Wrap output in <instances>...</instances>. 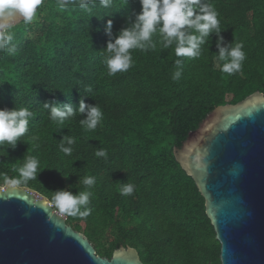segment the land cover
<instances>
[{
    "label": "trees",
    "instance_id": "obj_1",
    "mask_svg": "<svg viewBox=\"0 0 264 264\" xmlns=\"http://www.w3.org/2000/svg\"><path fill=\"white\" fill-rule=\"evenodd\" d=\"M207 2L218 12L224 42L243 44L246 58L232 75L220 71L211 35L199 58L177 57L175 45L157 43L147 52L132 50L133 66L109 76L105 21L111 19L118 34L126 17L140 11L139 0L126 6L113 0L109 9L97 0L91 13L59 10L56 0H44L32 23L15 25V53L0 52V108L27 107L34 118L15 147H0V184L20 178L28 157H35L36 180L18 185L47 197L54 209L55 191H90L91 214L65 216L97 254L109 258L122 245L136 248L144 264H220L204 199L173 149L216 106L264 94V0ZM177 70L181 76L173 80ZM82 95L102 110L94 131L78 115L57 125L42 105L54 100L78 107ZM62 138L75 140L71 156L60 151ZM98 149L107 159L95 156ZM87 176L95 178L91 188L81 182ZM124 184L135 186L131 195L121 194Z\"/></svg>",
    "mask_w": 264,
    "mask_h": 264
},
{
    "label": "water",
    "instance_id": "obj_2",
    "mask_svg": "<svg viewBox=\"0 0 264 264\" xmlns=\"http://www.w3.org/2000/svg\"><path fill=\"white\" fill-rule=\"evenodd\" d=\"M173 154L204 199L220 264H264V94L216 106ZM9 181L0 187V264H144L131 246L97 254L47 197Z\"/></svg>",
    "mask_w": 264,
    "mask_h": 264
},
{
    "label": "clouds",
    "instance_id": "obj_3",
    "mask_svg": "<svg viewBox=\"0 0 264 264\" xmlns=\"http://www.w3.org/2000/svg\"><path fill=\"white\" fill-rule=\"evenodd\" d=\"M44 0H0V52L15 53L14 42L15 25L17 21L28 25L37 16V10ZM124 6L128 0H123ZM97 0H56L59 10L69 7L79 8L83 12L91 13ZM103 9L113 6V0H98ZM140 11L126 17V26L122 27L118 34L112 30V20L108 19L104 24V33L108 37L105 51V64L108 75L127 72L133 66L132 50L139 49L143 52L155 49L157 43L162 48L168 49L175 45L174 51L177 57L189 59L199 58L202 54V46L210 45L211 35L216 36L215 46L216 61L221 62L220 71L232 75L241 71L242 62L245 60V52L242 43H225L220 35V21L215 7L207 0H139ZM158 35L159 41L153 37ZM178 68L182 61H175ZM181 71L177 70L172 79L178 80ZM92 89L86 88L90 93ZM82 95L78 107L71 103L59 104L56 101L44 102L43 108L49 110L50 119L57 125H62L67 119L83 116L80 123L86 130L94 131L100 124L103 113L96 104H86ZM34 118V112L27 107L12 109L0 108V147L5 144L15 147L21 138L26 137L30 131V121ZM60 151L66 156H71V147L75 140L61 139ZM67 145V146H65ZM95 156L107 159V151L98 149ZM40 162L35 157H28L20 169V178L10 180L12 186L36 180ZM84 186L91 188L95 184V178L87 176L81 181ZM6 183V182H5ZM5 183H2L3 185ZM133 184H124L121 188L122 195H131L134 192ZM90 191H81L75 195L68 190L54 192L53 200L59 213L68 216L87 217L91 214L88 207L90 203Z\"/></svg>",
    "mask_w": 264,
    "mask_h": 264
},
{
    "label": "built area",
    "instance_id": "obj_4",
    "mask_svg": "<svg viewBox=\"0 0 264 264\" xmlns=\"http://www.w3.org/2000/svg\"><path fill=\"white\" fill-rule=\"evenodd\" d=\"M4 185L3 184H0V187H3Z\"/></svg>",
    "mask_w": 264,
    "mask_h": 264
},
{
    "label": "rangeland",
    "instance_id": "obj_5",
    "mask_svg": "<svg viewBox=\"0 0 264 264\" xmlns=\"http://www.w3.org/2000/svg\"><path fill=\"white\" fill-rule=\"evenodd\" d=\"M2 184V183H1ZM53 205V204H52ZM59 212V211H58Z\"/></svg>",
    "mask_w": 264,
    "mask_h": 264
}]
</instances>
